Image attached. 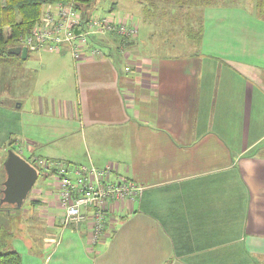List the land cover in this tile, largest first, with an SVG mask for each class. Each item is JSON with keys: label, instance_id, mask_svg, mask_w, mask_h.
<instances>
[{"label": "crops", "instance_id": "1", "mask_svg": "<svg viewBox=\"0 0 264 264\" xmlns=\"http://www.w3.org/2000/svg\"><path fill=\"white\" fill-rule=\"evenodd\" d=\"M255 1L161 15L157 0L133 1L127 14L111 2L105 14L137 29L124 44L108 34L80 60L66 48L27 52L7 70L16 77L0 93V200L9 151L39 176L20 210L0 203L2 218L22 219L3 250L21 264H264V18ZM193 29L197 46L182 40ZM36 158L111 166L143 191L105 205L92 244L90 211L64 227L55 173ZM42 170L47 182L36 187Z\"/></svg>", "mask_w": 264, "mask_h": 264}, {"label": "built area", "instance_id": "2", "mask_svg": "<svg viewBox=\"0 0 264 264\" xmlns=\"http://www.w3.org/2000/svg\"><path fill=\"white\" fill-rule=\"evenodd\" d=\"M108 34L116 35L125 43L137 34V29L110 14L96 15L91 12L83 17L73 3L59 2L43 7L39 21L26 37L20 39V47H26L27 52L31 53L42 50L60 53L66 48L74 60H80L95 37ZM98 53V48L91 50V54ZM34 160L46 172L55 173L64 227L77 226L85 220L83 209L90 211L92 244L103 233L105 205L110 201L138 200L143 191L139 184L114 174L115 169L111 166L98 170L93 166H69L62 162Z\"/></svg>", "mask_w": 264, "mask_h": 264}, {"label": "trees", "instance_id": "3", "mask_svg": "<svg viewBox=\"0 0 264 264\" xmlns=\"http://www.w3.org/2000/svg\"><path fill=\"white\" fill-rule=\"evenodd\" d=\"M99 1V2H98ZM145 1V0H144ZM159 0H157L158 2ZM163 2V0H161ZM213 0H164L163 7L177 6L188 7L196 2L210 4ZM73 3L83 17H87L99 7L100 0H0V65H12L14 59L20 60V56H13L8 50L20 47V39L26 37L39 21L43 7L53 3ZM156 2L159 8V4ZM258 14L264 18V0L255 1ZM189 25V23H187ZM184 42L199 45L201 32L195 29L186 32ZM121 44L124 42L120 41ZM0 264H21V257L15 251L1 250Z\"/></svg>", "mask_w": 264, "mask_h": 264}, {"label": "water", "instance_id": "4", "mask_svg": "<svg viewBox=\"0 0 264 264\" xmlns=\"http://www.w3.org/2000/svg\"><path fill=\"white\" fill-rule=\"evenodd\" d=\"M13 56H20L21 60L26 59V47H14L8 50ZM5 171L3 197L0 203L13 205L16 210H20L22 204L31 192L38 176V170L20 154L9 151L3 164Z\"/></svg>", "mask_w": 264, "mask_h": 264}, {"label": "rangeland", "instance_id": "5", "mask_svg": "<svg viewBox=\"0 0 264 264\" xmlns=\"http://www.w3.org/2000/svg\"><path fill=\"white\" fill-rule=\"evenodd\" d=\"M133 1H136V0H120V3H118L119 0H100L99 7L97 8V10H99V11H96L94 13L96 15L107 13L106 11H107L109 5L111 4V2H116L115 7L119 11L122 9L121 6H123V10L125 11L126 14H127L126 9H128L130 13H134L133 9L135 8V6L131 5ZM123 3H124V5H123ZM157 3L159 4V8H157L159 10L158 11L159 15L163 14V12L165 10L169 9L168 7H163V4H165V3L162 2L161 0H159ZM14 61H15L14 63L16 64L15 65L16 68H8V67H5L6 65H0V93H1L2 89L11 87V82H13L12 79L14 77H16L12 73H11V77H9V75L7 74V70L12 71L14 69H19L18 67L21 65V63H23L22 60H18V59H14ZM66 165H68V164H66ZM44 172L45 171L42 170L41 175L44 174ZM45 180L46 179H43V175H42L38 179V181L36 183V187L41 183V181L46 183L47 181H45ZM17 218L18 217L14 216L11 219L6 220L0 216V223L5 225L4 226L5 229H2L0 227V250H3L5 248V246H7L9 243L12 245V241H13V238L15 237V233L18 235L21 234L22 231H19L16 228V226H18L19 223H22V219L18 220ZM10 220H12V221H10ZM15 220H17V221H15Z\"/></svg>", "mask_w": 264, "mask_h": 264}]
</instances>
